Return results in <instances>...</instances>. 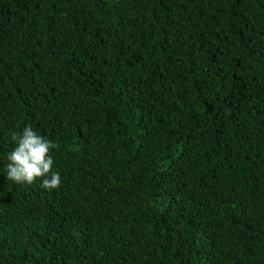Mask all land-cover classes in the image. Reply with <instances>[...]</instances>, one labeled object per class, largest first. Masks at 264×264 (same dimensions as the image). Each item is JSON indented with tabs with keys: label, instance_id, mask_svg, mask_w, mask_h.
Returning <instances> with one entry per match:
<instances>
[{
	"label": "trees",
	"instance_id": "trees-1",
	"mask_svg": "<svg viewBox=\"0 0 264 264\" xmlns=\"http://www.w3.org/2000/svg\"><path fill=\"white\" fill-rule=\"evenodd\" d=\"M0 264H264V0H0Z\"/></svg>",
	"mask_w": 264,
	"mask_h": 264
},
{
	"label": "clouds",
	"instance_id": "clouds-1",
	"mask_svg": "<svg viewBox=\"0 0 264 264\" xmlns=\"http://www.w3.org/2000/svg\"><path fill=\"white\" fill-rule=\"evenodd\" d=\"M15 147L8 154L7 179L22 185H31L38 179L40 187L54 190L61 184L58 171L53 170L54 160L50 150L54 143L38 134L30 125L22 133L12 135Z\"/></svg>",
	"mask_w": 264,
	"mask_h": 264
}]
</instances>
